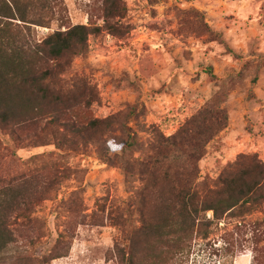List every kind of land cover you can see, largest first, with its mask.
<instances>
[{"label":"rangeland","instance_id":"1","mask_svg":"<svg viewBox=\"0 0 264 264\" xmlns=\"http://www.w3.org/2000/svg\"><path fill=\"white\" fill-rule=\"evenodd\" d=\"M25 1L28 18L47 23L12 20L9 32L25 54L56 29L100 27L88 36L89 50L72 57L56 79L62 88L87 83L94 90L97 101L77 105L70 119L84 124L122 113L129 131L113 124L101 135V152L94 141L56 148L45 113L0 128V185L24 179L35 193L25 216L14 218L12 244L23 251L20 257L122 264L115 247H125L126 235L140 225L138 162L153 153L156 133L171 134L204 107L221 108L227 118L197 160L201 180H214L239 154L264 162V0H121L115 14H107L105 0ZM122 138L135 145L117 144ZM125 165L134 167L127 178ZM242 222L226 217L208 236L194 233L169 264H253L255 253L264 261V239L256 241L264 206ZM139 246L144 260L160 250L152 239ZM57 250L66 255L49 259Z\"/></svg>","mask_w":264,"mask_h":264},{"label":"trees","instance_id":"2","mask_svg":"<svg viewBox=\"0 0 264 264\" xmlns=\"http://www.w3.org/2000/svg\"><path fill=\"white\" fill-rule=\"evenodd\" d=\"M105 1L107 14L120 12L121 0ZM29 8L25 0H0V128L21 124L32 114L35 119L45 113L48 114L45 125L55 127L52 136L56 148L76 150L78 140L84 145L94 141L103 152L106 144L101 135L109 132L113 124H119L123 133L129 131L124 124L126 114L94 117L78 124L67 115L79 104L93 105L97 101L94 90L87 83L62 88L56 79L72 57L89 50L88 36L97 33L100 27L74 24L56 29L25 54L15 34L9 32L12 20L47 27L41 20L28 18ZM226 118L223 109L204 107L171 134L156 133L153 153L138 162L142 186L135 196V205L140 225L126 235L125 247H115L122 264H169L177 252H183L194 233L208 236L214 224L226 217L242 224L245 214L264 206V162L254 154H239L212 181L200 179L197 160L206 144L225 126ZM116 143L124 147L135 145V141L127 142L124 138ZM122 169L127 178L134 167L125 165ZM25 181L0 185V264L48 262L45 257L37 262L20 257L23 251L12 244L16 241L14 218L25 216L23 210L32 203L30 195L35 194ZM262 233L256 241L264 239V230ZM150 239L160 250H152L144 260L139 256L143 252L140 240ZM65 255L57 250L48 257ZM253 264H264L258 253L253 256Z\"/></svg>","mask_w":264,"mask_h":264}]
</instances>
